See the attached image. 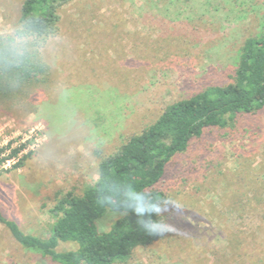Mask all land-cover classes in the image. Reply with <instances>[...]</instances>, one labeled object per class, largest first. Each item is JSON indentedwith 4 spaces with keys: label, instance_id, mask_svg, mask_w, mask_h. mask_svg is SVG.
Instances as JSON below:
<instances>
[{
    "label": "rangeland",
    "instance_id": "374dc122",
    "mask_svg": "<svg viewBox=\"0 0 264 264\" xmlns=\"http://www.w3.org/2000/svg\"><path fill=\"white\" fill-rule=\"evenodd\" d=\"M22 0H0V28ZM264 24V0H73L40 51L47 83L0 105V210L46 238L56 194L80 195L98 163L169 103L230 81L244 39ZM166 233L125 263L264 264V109L209 129L167 166ZM120 217L98 220L108 230ZM61 244L59 249H74ZM0 264H56L0 224Z\"/></svg>",
    "mask_w": 264,
    "mask_h": 264
},
{
    "label": "trees",
    "instance_id": "16d2710c",
    "mask_svg": "<svg viewBox=\"0 0 264 264\" xmlns=\"http://www.w3.org/2000/svg\"><path fill=\"white\" fill-rule=\"evenodd\" d=\"M73 0H22L17 23L31 20L43 41L56 36L60 10ZM50 68L41 52L18 67L0 65V105L23 103L31 91L49 80ZM264 109V24L248 35L235 57L229 82L211 84L193 95L166 105L157 119L138 133L128 135L115 151L101 157L98 178L80 194H56L50 213L55 217L46 237L22 231L0 210V224L23 248L49 258L56 264L125 263L139 247L149 246L166 233L150 235L137 223L134 211L117 203V190L132 186L152 198L167 199L161 185L170 161L186 152L192 141L209 129L232 127L240 116ZM9 150L1 160L15 157L23 146ZM108 212L119 213L108 230H100L98 220ZM142 219H149L147 214ZM74 244V249H59Z\"/></svg>",
    "mask_w": 264,
    "mask_h": 264
},
{
    "label": "clouds",
    "instance_id": "9594fccd",
    "mask_svg": "<svg viewBox=\"0 0 264 264\" xmlns=\"http://www.w3.org/2000/svg\"><path fill=\"white\" fill-rule=\"evenodd\" d=\"M46 41H43L37 33L31 20L11 25L5 30L0 28V65L6 67H18L30 60L36 53L41 51ZM120 207L134 211L137 214L138 225L150 235H158L164 230L161 220H153L155 214L161 217L168 204H172L178 210L183 201H173L171 198L161 200L152 198L145 202V194L128 186L114 193ZM145 214L149 219L145 220Z\"/></svg>",
    "mask_w": 264,
    "mask_h": 264
},
{
    "label": "built area",
    "instance_id": "2783aa9c",
    "mask_svg": "<svg viewBox=\"0 0 264 264\" xmlns=\"http://www.w3.org/2000/svg\"><path fill=\"white\" fill-rule=\"evenodd\" d=\"M8 161V160H7Z\"/></svg>",
    "mask_w": 264,
    "mask_h": 264
}]
</instances>
